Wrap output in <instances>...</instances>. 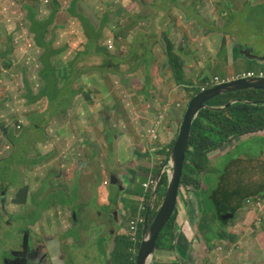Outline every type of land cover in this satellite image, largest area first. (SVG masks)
Here are the masks:
<instances>
[{
    "label": "rangeland",
    "instance_id": "obj_1",
    "mask_svg": "<svg viewBox=\"0 0 264 264\" xmlns=\"http://www.w3.org/2000/svg\"><path fill=\"white\" fill-rule=\"evenodd\" d=\"M165 1H170L166 6L172 3L189 10L158 11L162 0H147L157 9V18L137 24L134 17L109 13L112 6L116 11L125 5L130 11L142 8L133 0H61L59 7L45 0H0V53L17 63L8 67L0 61L9 70L0 77V202L9 212L0 219V264L13 248L15 255L28 252L32 264H55L53 258L35 256L44 237L20 233V220L33 213L37 204L45 206L47 195L68 188L71 196L76 191L78 207L88 204L96 212L95 204L103 194L108 202L110 191L115 197H128L125 190L131 177L136 180L132 191L146 194L143 184L150 177L158 180L165 169L168 149L175 140L169 139V133L175 128L177 138L195 92L213 75L225 81L246 70L264 71L258 60L264 56V0H202V17H195L191 7L198 0ZM27 6L38 8V21L51 23L48 47H39L38 33H31ZM110 40L112 50L105 46ZM74 44L81 45L77 49ZM96 44L109 59L92 48ZM236 47L250 49L253 58L236 54ZM172 52L188 62L183 64L182 84L170 66ZM42 58L47 61L44 74ZM49 71L54 76L49 94H54L56 86L57 92L71 96L66 92L72 80L71 92L76 96L54 101L42 96ZM169 118L175 124L164 128ZM158 121L159 131L154 134L158 138L153 140ZM6 124L21 126L9 134L11 140L18 139L16 144L5 140ZM209 160V168L200 173L202 191L220 186L232 195L229 207L240 205V209L224 226L214 212L213 200H203L195 189H183L177 207V238L179 244L182 236L188 239V256L182 258L177 250L164 246L156 249L153 260L160 264H264V131L231 140L224 149L212 152ZM111 171L118 172L123 192L111 183ZM107 180L108 186L103 187ZM25 186L27 201L16 202ZM163 191L162 187L153 203L150 223L163 203ZM121 205L127 207L125 213L118 209V217L110 216L111 226L122 218L126 235L139 197H129L128 204ZM48 207L28 223L43 235H64L72 225L73 211L55 197ZM106 220L100 218L98 223ZM112 229L91 235L86 264H103ZM218 230L221 235H216ZM77 231L74 223L71 233ZM209 236L213 237L210 242Z\"/></svg>",
    "mask_w": 264,
    "mask_h": 264
},
{
    "label": "trees",
    "instance_id": "obj_2",
    "mask_svg": "<svg viewBox=\"0 0 264 264\" xmlns=\"http://www.w3.org/2000/svg\"><path fill=\"white\" fill-rule=\"evenodd\" d=\"M52 4L56 6H60L61 3L59 0H51ZM165 3H161V7ZM27 10H29V20L31 22V33H38V46L43 47L46 45L47 36L51 33V23L40 22L36 19L38 8L36 6H27ZM54 15V14H53ZM40 25L42 27L40 28ZM34 32V33H33ZM48 47V46H47ZM97 52L101 54L106 60L109 59L105 57L104 52L96 45ZM47 61L45 60V63ZM169 62L172 65V70L174 74H176V79L178 84H182L183 81L181 79V72L183 70V64H185L184 59L180 55H175L174 52L170 54ZM47 69V67H46ZM46 72V71H45ZM46 87L43 92H41L42 96H48L51 100H56L58 97L65 98H74L76 93H72L73 81L71 80L68 84V92L71 96L62 95L61 92L56 91V86H54L55 92L54 94H49V85L54 84V76L52 75V71H49L45 77ZM67 90V89H66ZM200 90H197L193 97L198 94ZM231 101H236L234 104L230 106L221 108ZM209 106L203 108L199 111L197 117L193 121L191 137L189 142V149L186 154V161L183 170V176L181 180V186L185 188L186 191L191 192L193 189L196 190L197 196L204 198H210L214 201L216 208L214 212H216L220 217V209L224 207H229L230 199L229 195L225 190H223L220 186L217 188H213L212 186H208V191H202L201 189V181L204 179L200 176L202 171H206L210 166L209 155L217 151L219 149H224L227 143L231 140L240 139L242 136L250 133H256L264 130V91L263 90H244L238 91L234 93L224 94L219 96L210 102H208ZM112 133L109 136V139L112 140ZM17 140L14 139V142ZM175 141L170 147V152L167 153L168 159L171 154V150L174 146ZM167 159V160H168ZM133 184L136 182L135 177L131 181ZM97 186V185H96ZM168 186V177L166 175H162L158 187L156 189V194L153 197L152 205L154 206V202L158 201V196L160 194V190L163 187L165 194ZM190 188H192L190 190ZM127 191L125 190V193ZM131 194L132 191H130ZM213 192V193H212ZM26 193V191H24ZM137 194V193H134ZM225 194V195H224ZM112 195V196H111ZM128 195V194H127ZM60 200L64 201V196L62 194L59 195ZM129 196V195H128ZM149 196V195H147ZM121 197V202H125L126 205L129 202L128 197ZM195 197V195H194ZM194 197L191 201L194 200ZM117 196L115 197L110 191V205L116 206ZM151 199V197H150ZM149 199V201H150ZM6 200V199H5ZM128 200V202H127ZM149 203V202H148ZM237 208H235L236 210ZM147 211H144L143 215L147 214ZM153 208L150 211L149 216L152 215ZM137 213V211H136ZM190 214L193 216L194 212L190 210ZM177 218V210H175V214L171 218L168 225L164 228L162 234L159 237L157 242V247L162 248L167 246L171 250H177L182 258H186L188 256L189 243L185 237H181L179 244V240L177 238L178 226L176 224ZM225 225L227 223L223 222ZM218 235V234H216ZM213 236L218 237L219 236ZM221 235V234H220ZM207 239L210 242L211 239ZM116 248L115 253L113 254V262L115 264H135L136 256H134L130 248L132 243L130 239L122 235L119 239L116 240ZM152 264H160L157 261ZM178 264V263H174Z\"/></svg>",
    "mask_w": 264,
    "mask_h": 264
},
{
    "label": "crops",
    "instance_id": "obj_3",
    "mask_svg": "<svg viewBox=\"0 0 264 264\" xmlns=\"http://www.w3.org/2000/svg\"><path fill=\"white\" fill-rule=\"evenodd\" d=\"M133 2L137 4L141 3L142 8L138 6L135 11H130V8H128V6L125 5L123 9L121 8V10L116 11L115 9H113V6H112V10L109 11V13L111 14V16L117 15V17H121V18L134 17L138 24V22L143 21L146 18L156 19L158 11H162L161 8H167L169 10L172 8L175 9L172 3L166 6L170 1L166 2L165 0H162V2H164L165 4L162 7L159 6L157 8L158 11L155 7L151 6L152 4L148 3L147 0H133ZM203 8L200 11H203ZM124 41L126 45L125 48H127V45H128L127 39L125 38ZM229 62H230L229 57H227V63ZM259 64L261 65L262 63L259 62ZM184 70H185V67H184ZM248 71H252V70L250 69L244 72H248ZM244 72H241V73H244ZM213 77H218V76L213 75ZM231 78H233V76L229 77V79ZM173 124H175V122L172 120V118H169L167 119L166 125L164 128H166V126L172 127ZM174 132H175V128H172V131L169 133L170 140L175 139V136L173 135ZM109 141L112 144L113 140L109 139ZM77 174H79V171L77 172ZM129 174L133 175L134 172L129 171ZM115 176L116 178L119 179L117 171H115ZM119 180L122 181L121 179ZM131 186L132 184L130 182L129 187ZM65 191H68L70 193L68 188H65ZM73 193L76 196V192L74 191ZM138 193L135 195L128 196V199L129 197H138L137 196L139 195ZM139 201H141L140 198H139ZM121 203L122 202H121V197H120V207L119 208L117 206L110 205V200L108 202V196H105L104 194L102 197L99 198L97 204H95L96 209H97L96 212H95V208L88 207V204H86L84 207H78V204L75 202L67 203L65 205V208L72 209L73 207L72 225L70 226L69 229L66 230V233L64 235L60 233H57V234L47 233L46 235H44V238L46 239V241L44 242L42 246L41 254L43 256H48L49 260L53 258L51 261H54L55 264H60V263L62 264V260H63V264L64 263L86 264L85 260H86V257L88 256V250H89V246L87 242L88 240L93 239L91 235L97 232L104 233L105 231H108L109 229L113 228L111 233L109 234V241L106 244V253L102 255V257H106L103 264H113L111 262V259H112V254L116 248V244H115L116 240L119 239L124 234L126 227L122 226V221H123L122 218L116 223L117 226H111L110 216L118 217V213L120 212V211L118 212V209H120L122 213H125V208L127 207L123 209V207H121L122 206ZM140 208H141V203L137 209L138 214H141ZM109 209H113L111 210L112 214L109 212ZM76 210H79L77 214H76ZM100 210H103V212ZM80 214H81V217H79ZM76 216H78L77 220H76ZM100 218L101 219L107 218L108 220L104 221L103 224L100 225L98 223V220ZM74 223L76 224V228L78 229V231L73 235L71 233V230L74 226ZM123 224H124V221H123ZM127 233H128V226H127ZM127 233L125 236H127ZM56 257L61 258V260H59L60 262L56 260ZM74 258H77V260H75ZM29 264H32L30 261V258H29Z\"/></svg>",
    "mask_w": 264,
    "mask_h": 264
},
{
    "label": "water",
    "instance_id": "obj_4",
    "mask_svg": "<svg viewBox=\"0 0 264 264\" xmlns=\"http://www.w3.org/2000/svg\"><path fill=\"white\" fill-rule=\"evenodd\" d=\"M243 90H263L264 91V78L262 79H240L236 81H231L228 83H222L213 88H210L206 91L200 92L192 98L190 103L187 106V109L184 113L182 123L179 128L178 136L175 140L174 146L171 150L169 157V162L167 166L168 169V186L166 194L163 200V203L158 210L154 221L149 225L148 219L152 207V199L156 194V189L160 182L161 176L164 172L160 174L157 180V187L152 193V201L149 204V209L145 218V225L143 228L145 238L142 242L140 251L138 253V258L136 264H151L153 255L157 247V241L162 234L164 228L168 225L171 218L175 214V210L178 207L179 196L182 194L184 189L181 186V180L183 176L184 165L186 161V154L189 149V142L191 137V130L194 119L197 117L199 111L203 108L209 106L208 102L211 100L227 94ZM236 101H231L230 103L221 106V108L230 106ZM111 183L117 184L120 190L123 192V183L115 174L110 176ZM118 179V180H117ZM108 186V185H107ZM116 206L120 207V196L117 198ZM227 220V219H226Z\"/></svg>",
    "mask_w": 264,
    "mask_h": 264
},
{
    "label": "clouds",
    "instance_id": "obj_5",
    "mask_svg": "<svg viewBox=\"0 0 264 264\" xmlns=\"http://www.w3.org/2000/svg\"><path fill=\"white\" fill-rule=\"evenodd\" d=\"M45 1H47V2H51V0H45ZM60 1V3H61V0H59ZM180 0H178V2H179ZM199 1V4H198V2H196V3H194V4H192L191 5V7L196 11L195 13H194V15H195V17H202V13H201V9H200V6H202L201 5V3H202V0H198ZM52 3V2H51ZM62 4V3H61ZM52 5H54V4H52ZM173 5V4H172ZM61 6V5H60ZM174 7H175V9H177V7L175 6V5H173ZM177 10H184V11H187V10H189V9H187L186 7H184V6H180V8L179 9H177ZM54 14V13H53ZM54 16H55V14L54 15H52V17L54 18ZM185 17H187V15L185 14L184 15ZM140 41V37L136 40V42H139ZM110 42H113L112 40H110ZM81 45V44H80ZM79 44H75V46H74V48H77V49H79V46H80ZM113 45H114V43H113ZM136 45H138V44H136ZM105 46H107V48L109 49V50H112L113 48H109V43L108 44H106ZM93 49H95V48H93ZM236 49V51H235V53L236 54H244V55H246V56H248V57H251L250 56V49H248L247 51H245V50H243L244 48L243 47H236L235 48ZM81 52V51H80ZM83 55V54H82ZM251 58H253V57H251ZM259 59V62H261L262 64H264V56H261V57H258ZM1 60H4V61H6L7 62V66L8 67H10V66H12V67H14L17 63H16V60L15 59H9V60H7L6 59V57H4L3 55H1V53H0V61ZM169 60H170V57H169ZM186 63H187V60H184ZM42 62L44 63V65H45V69L43 70V74L45 73V71H46V67H47V64L45 63V61H44V59L42 58ZM4 63L5 62H0V77L2 78L4 75H6L7 73H8V69L5 67V65H4ZM170 66H171V68H172V65H171V63H170ZM249 73H253L254 74V76L253 77H248L247 75L249 74ZM262 78H264V71L263 70H259L258 72H256V71H254V70H252V71H248V72H244V73H240V74H238V75H236V76H234L233 78H231V79H228V80H222V79H220L219 77H214L213 79H211L210 81H206L205 83H204V85L199 89L200 90V92H203V91H206V90H208V89H210V88H213V87H215V86H217V85H220V84H222V83H228V82H231V81H236V80H240V79H262ZM216 79H218V81H216ZM154 85V84H153ZM155 86V85H154ZM244 91V90H243ZM199 92V93H200ZM238 92V91H237ZM198 93V94H199ZM234 93V92H233ZM228 94V93H227ZM197 95V94H196ZM195 95V96H196ZM222 96V95H221ZM48 97V96H47ZM49 98V97H48ZM50 99V98H49ZM192 100V99H191ZM161 118V117H160ZM182 123V122H181ZM159 127H160V121H158V123L156 124V128L152 131V134H153V136H152V139L153 140H156L158 137L156 136V135H154L157 131H159ZM180 128V127H179ZM21 129V126L19 125V124H17V125H15V124H13V125H9V124H6L5 125V127H4V130H5V132H6V138H5V140L6 141H8V142H11V143H14V144H16V142L18 141V139H16L17 141L16 142H14V139L13 140H11L10 139V137H9V134H10V132L11 131H14V132H16V131H18V130H20ZM178 132H179V130H178ZM178 135V134H177ZM175 140H176V138H175ZM174 140V141H175ZM168 152H170V148L168 149ZM167 152V153H168ZM168 159V155H167V157H166V163H165V169L167 170H164V172H163V174L162 175H164L166 172H167V177H168V169H169V166H167V164H168V162H169V159ZM3 169H5L6 170V168L4 167ZM112 174H115V172L114 171H111V175ZM132 179L131 180H128V183H130L133 179H134V177H131ZM109 180V179H108ZM108 180L107 181H104L103 182V187H106L107 185H108ZM148 181H149V179H148ZM148 181H146V183L148 182ZM131 184H133L132 182H131ZM135 184V183H134ZM144 185V184H143ZM144 187V186H143ZM157 187V186H156ZM184 188V187H183ZM185 189V188H184ZM24 191H26V193H24ZM126 191H127V194L129 195V196H131V195H135L134 193L135 192H133L132 191V187H129V188H127L126 189ZM130 191H132V193L133 194H131V192ZM76 192V191H75ZM28 193H29V190H28V187H24V189H22V190H19V192H18V196H19V198H17V199H15V201L16 202H19V203H25L26 201H27V197H28ZM153 193V192H152ZM152 193L150 194V193H146V194H140V195H137L141 200H142V198H143V196L145 195V197H146V202H147V205H149L150 204V202L153 200L152 198V200L150 199V197H152ZM213 193V192H212ZM60 194H62L63 196H64V201H61L60 200ZM228 195H229V199L231 198V194H229V193H227ZM5 199H6V197H7V193H5ZM147 195H149V196H147ZM76 196H77V193H76ZM75 195H74V193H73V195L71 196V193H69L68 191H65V188H59V189H57V190H55L53 193H50L49 195H47L46 197H45V199H44V202H46V204H45V206H42V204H37L38 206H37V208L33 211V213H28V216L26 217V219H22V220H20V223H21V230H20V233H21V235L23 234V232L24 231H26V232H29V233H31V234H35L36 236H38V237H44V235L37 229V228H33V227H31V225L28 223V219L29 218H32L33 220H35L36 218H38L40 215H41V213L43 212V211H45V210H47L49 207V202L51 201V199L52 198H57V203H59L62 207H65V205L67 204V203H70V202H75V200L77 199V197H76ZM149 199H150V201H149ZM43 202V203H44ZM149 202V203H148ZM230 202H231V199H230ZM140 203H141V201H140ZM230 205V204H229ZM228 205V206H229ZM152 208H154V206L152 205V207H151V209ZM235 208H237L236 210H235ZM224 210H231L232 211V213L231 214H227V215H225L224 217H223V219H221V218H219V216H218V214L216 213V215H217V217H218V220L219 221H221V223H222V221L223 222H225V223H229V221L231 220V219H233L234 218V216H235V214L238 212V210L240 209V205H237V206H234V207H232V208H230V207H224L223 208ZM71 210H73V207H72V209ZM221 210V209H220ZM158 212V211H157ZM157 214V213H156ZM156 214H155V216H156ZM139 214L138 213H136V216H134L131 220H135L136 218H137V216H138ZM155 216H154V219H155ZM150 217V216H149ZM154 219H153V221H154ZM227 219V220H226ZM149 220V219H148ZM152 221V222H153ZM131 222V221H130ZM129 222V223H130ZM148 224L150 225L151 223L148 221ZM223 224V223H222ZM227 224H225V225H227ZM144 225H145V223L143 224V226L142 225H140V232H139V242H138V245H137V247H135L133 244H132V246H131V248H130V251H131V253L134 255V256H136L137 258H138V253H139V251H140V248H141V245H142V242H143V240H144V238H145V235H144V231H143V228H144ZM224 225V224H223ZM224 225V226H225ZM128 227H129V225H128ZM129 229V228H128ZM129 232V231H128ZM217 234L218 235H220L221 234V230H218L217 231ZM127 236H128V234H127ZM128 238H129V236H128ZM225 238V237H224ZM159 240V239H158ZM186 240L188 241V239L186 238ZM131 242V241H130ZM158 242V241H157ZM188 243H189V241H188ZM156 249H158V247H156ZM160 249V248H159ZM115 251L116 250H114V253H115ZM156 251V250H155ZM155 254V253H154ZM153 257H154V255H153ZM137 258H136V262H137ZM152 261L153 262H155L156 260L154 259H152ZM153 262H151V263H153ZM136 264V263H135Z\"/></svg>",
    "mask_w": 264,
    "mask_h": 264
},
{
    "label": "built area",
    "instance_id": "obj_6",
    "mask_svg": "<svg viewBox=\"0 0 264 264\" xmlns=\"http://www.w3.org/2000/svg\"><path fill=\"white\" fill-rule=\"evenodd\" d=\"M113 47H114L113 42H109V48H113ZM247 76L253 77L254 74L249 73ZM216 81H218V79H216ZM156 185H157V180L154 179L153 177H150L149 181L145 183L143 186H144L146 193L151 194L155 190ZM148 209H149V205H147L146 197L144 195L141 200V208H140L141 214H139L135 220H131V222L129 223V227H128L129 228L128 230L129 239L135 247H137L138 242H139V232H140L139 227L140 225L143 226V224L145 223V219H143L144 217L143 213L144 211Z\"/></svg>",
    "mask_w": 264,
    "mask_h": 264
},
{
    "label": "flooded vegetation",
    "instance_id": "obj_7",
    "mask_svg": "<svg viewBox=\"0 0 264 264\" xmlns=\"http://www.w3.org/2000/svg\"><path fill=\"white\" fill-rule=\"evenodd\" d=\"M264 131V130H263ZM257 133V132H256ZM5 205L4 203L0 202V219L4 218L5 216H9V212L7 211V209L5 208L6 212L4 211ZM5 212V213H4ZM232 211L231 210H224L221 209L220 212V217L221 219H223V217L227 214H231ZM8 214V215H7ZM219 216V215H218ZM8 224V223H7ZM29 232L24 231L22 236L27 235ZM34 239L36 238H40L38 236H36L35 234H32ZM41 247L37 246V251L35 252V256L38 259H43V255L41 254ZM3 264H29V254L28 252H24L21 255H15V250L10 249L7 253V255L5 256V260L3 262Z\"/></svg>",
    "mask_w": 264,
    "mask_h": 264
}]
</instances>
